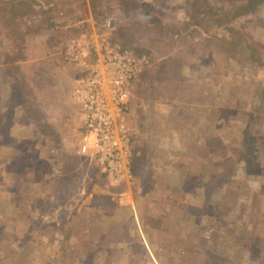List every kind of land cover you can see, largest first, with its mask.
Instances as JSON below:
<instances>
[{
	"label": "rangeland",
	"instance_id": "1",
	"mask_svg": "<svg viewBox=\"0 0 264 264\" xmlns=\"http://www.w3.org/2000/svg\"><path fill=\"white\" fill-rule=\"evenodd\" d=\"M110 1L73 0L71 5L78 3L79 13H69L67 8L59 16L70 22L79 16L82 20L72 23L74 28L52 33L37 29L46 22L43 15L36 13L38 23L30 25L34 14L29 13L26 56L18 65L22 76L21 90L16 87L19 94L4 93L9 82L0 77V264H80L82 255L75 252L79 246L74 237L78 230L94 238L102 234L107 246H117L111 256L118 263L262 264L264 248L254 250L258 259L252 250L254 230L264 231V187L258 191L264 185V94L253 95L264 72L250 59L248 44L257 56L264 55V7L227 26L225 18L216 20L209 13L201 20L209 28L206 37H213V42L216 38L224 50L231 49V63L226 66L217 63L216 45L200 41L204 31L200 37L201 32H192L185 40L181 36L168 39L169 51L173 48V55L181 51L185 56L174 66L182 68L176 73L174 68L162 71L170 53L165 55L160 45V28L149 31L146 27L150 29L153 17L178 29L190 0H148L151 13L141 8L146 0H117L116 6L109 7ZM210 1L226 8L220 0ZM120 27L130 28L119 34ZM228 27L241 29L242 35L230 40ZM94 34L149 59L132 88L128 119L136 133V149L133 175L125 182L111 181L92 160L77 152L82 115L73 90L79 70L67 61L65 51L73 39ZM213 54L217 56L211 58ZM33 56L40 57L35 64ZM4 57L0 52V59ZM213 105L216 120L208 126L205 119ZM249 115L255 116L251 122L253 151L260 156L252 154L249 161L241 162L240 168L245 169L233 171L240 175L234 176L239 177L237 182H228L208 196L206 175L237 161ZM163 132L167 142L160 140ZM130 189L147 216L128 225L122 212L108 215L105 210L111 207L102 204L103 200L113 203ZM96 190L103 192L94 194ZM205 206L201 219L195 207ZM115 219L121 223H111ZM139 231L152 236L148 242L153 253L139 249L143 244ZM91 257L83 264H94L89 263Z\"/></svg>",
	"mask_w": 264,
	"mask_h": 264
},
{
	"label": "built area",
	"instance_id": "2",
	"mask_svg": "<svg viewBox=\"0 0 264 264\" xmlns=\"http://www.w3.org/2000/svg\"><path fill=\"white\" fill-rule=\"evenodd\" d=\"M94 35L73 39L65 51L67 61L79 70L73 90L82 115L77 152L111 181L125 182L133 175L128 123L132 88L149 59L102 34Z\"/></svg>",
	"mask_w": 264,
	"mask_h": 264
},
{
	"label": "trees",
	"instance_id": "3",
	"mask_svg": "<svg viewBox=\"0 0 264 264\" xmlns=\"http://www.w3.org/2000/svg\"><path fill=\"white\" fill-rule=\"evenodd\" d=\"M73 0H69L66 2H63L64 4H71ZM160 0H154L153 2H159ZM162 1V0H161ZM48 2V1H47ZM221 3L224 4V6H226V8H219L218 6H216V4H213L212 1L210 0H205L204 3L201 2V0H193L191 2V0L188 2V6H190V9L188 10L187 13H183V22L181 24V26H177L178 29H174L172 30L171 27L172 25H168V23L162 21V23H160L159 19H153V17H151L150 22H151V26L150 29L149 27H146V29H148L149 31H153V28L151 27H159L160 28V40L159 42H161L162 44H160L162 46L163 52L165 55H169L170 56L168 58L167 61H165L164 64H162L163 70L162 71H166L169 70L170 72H172L174 66H176L179 62V58L183 57L184 55H181L182 52L179 51L178 54H174L173 55V48L172 51H169V47L171 48L172 46L169 45V43L167 42V40L171 37H177V36H181L184 40L186 38H188V36L192 35V32H201L204 31V38L202 40H200L201 42L204 41V45H206V43H209L208 45L211 46H215L216 45V52L220 57H217V63L218 65H228L231 63V60H229L233 55L230 54L231 50L230 48L228 49H223V45L221 42L216 41V38H214V42L212 41V39H210L209 37H206L207 33H209L208 31V25L207 28L204 27V22H201V20H205L206 19V15L209 13L213 18H215L216 20H222V18H225V21L223 22V24H225L224 26H227L228 23L234 21V20H238L240 17H244L246 15H248V12H252L253 10L255 11L258 8L264 7V0H220ZM44 0H0V39L1 37H3V42H0V52L1 55L3 54L5 57L1 60L0 62L3 65H7L6 68H4V72L9 73L10 77V81H15L16 82V87L17 85L20 87L21 90V80H22V76L20 73V68L18 67V65L14 64V62L16 61H21L20 59L23 57H25L26 55L24 54L25 50H24V43H25V39L24 36L29 35L30 32L29 29L31 28V26L29 24H27L26 22V17L29 13H31L30 11L32 10V6L29 7V4H32L33 6H36L38 8H36V13L38 15H43L45 17V24L42 28H37L40 31L43 32H50L53 31L55 32L56 30H58L59 28H63L64 25H67L66 23H68L67 21H59V22H53L52 18L55 17L56 18V14L60 11H62V8L58 9L57 7H53L52 3H47ZM130 3V2H129ZM131 5H133L134 7H140V5L138 3H131ZM158 5V4H157ZM151 9L152 6H149V3H145L141 6V8L147 12L148 9ZM69 13H74V11H72L71 9L68 11ZM153 12L152 10H149V13ZM54 13V14H52ZM253 13V12H252ZM54 18V19H55ZM67 18V17H66ZM84 18V17H82ZM247 18V17H246ZM73 20L71 22H69V24L72 23H76L79 22V20L81 21V16H79V18H72ZM198 21V22H197ZM222 23V22H221ZM171 26V27H170ZM197 26H201L200 29L197 28ZM123 27V26H122ZM120 27V29L122 28ZM128 28L130 27H126L124 29L119 30V34H122L124 32H126L127 30H129ZM169 30V31H168ZM230 33V36L228 38H230V40L233 39L237 36V35H242V31L239 28L236 27H228L227 29ZM168 31V32H167ZM128 32V31H127ZM52 33V32H50ZM129 34V33H128ZM203 35V32L199 33V37ZM239 39L244 40V38H242L243 36H239ZM114 41V40H113ZM232 41H229V43H231ZM245 41V40H244ZM166 42V43H163ZM233 43V42H232ZM130 44V43H129ZM233 45L235 46V44L233 43ZM249 49H250V54H251V58L253 61H256L258 64V68L261 69L264 72V55H260L257 56L256 51L254 48H252L249 44ZM215 52V53H216ZM217 55L213 54L211 58L216 57ZM7 57V58H6ZM30 57V56H27ZM26 57V58H27ZM185 57V56H184ZM6 58V60H5ZM25 58V59H26ZM35 64V63H34ZM213 66L216 64H212ZM183 67V66H182ZM178 68V66H177ZM174 68V71L177 73L178 70L181 71L180 68L178 69ZM13 76V77H12ZM7 83V81H6ZM258 84V90L257 93L255 95H253L254 98H259V96H261L262 94H264V77L258 79L257 81ZM260 94V95H259ZM182 111V110H181ZM208 111L210 112V116L207 118L206 116V125L208 126H213L214 121L216 120V118L212 115V113L214 114L215 109H214V105L212 106V108H209ZM217 111V110H216ZM183 112V111H182ZM186 114V113H185ZM219 114V112H217V115ZM214 118V120H213ZM255 119L254 115H249L248 117V122H247V126H246V135L243 136V138L241 139V144L243 147V151H238L240 154L238 155V157H236L235 163L233 164H223V166H219L217 168V170L212 171L210 173H208V175H206L205 180H206V194L212 195L214 196L216 194V192H218L219 189H223L224 186L228 185L229 183H234L237 182L238 178L236 173H234V168L235 170H239V169H245V167H241V162L244 161H249L247 160L248 157L251 158V155L253 154H259V151H253V137H255L252 134V124L251 122H253ZM199 128V127H198ZM211 128V127H210ZM263 146V145H261ZM252 155V156H253ZM262 162V161H261ZM220 164V163H219ZM248 168V163H246V170ZM235 175H237L236 177H234ZM229 182V183H228ZM227 183V184H226ZM261 189H258V191L263 190V186H261ZM175 193V192H174ZM197 200V199H195ZM198 202H200V200L198 199ZM201 203V202H200ZM195 209L197 210V215H199V217H202L201 219H203L206 215V206L205 207H198V209L195 207ZM256 232V236H255V240H254V247H253V257L257 258L254 250H257L258 248L262 247L264 248V231H259V229H255L254 230ZM253 241V238H252ZM260 244V246L257 244ZM242 243H247V242H242ZM258 259V258H257ZM256 259V261H257Z\"/></svg>",
	"mask_w": 264,
	"mask_h": 264
},
{
	"label": "crops",
	"instance_id": "4",
	"mask_svg": "<svg viewBox=\"0 0 264 264\" xmlns=\"http://www.w3.org/2000/svg\"><path fill=\"white\" fill-rule=\"evenodd\" d=\"M44 1L46 2L45 4H47L49 2L52 3L53 4L52 6L53 7H57L58 9H60V8H62V9L70 8L72 11H74V13L76 15H77V13H79V11H77L78 10L77 9L78 3L73 4V5H71V4L69 5V4H64L62 0H44ZM81 1L87 3V0H81ZM114 1H117V0H111L109 2L110 3L109 7L113 5ZM147 1L148 0H146V2ZM115 6H116V4H115ZM32 7L33 8L30 11L31 12L30 14L33 13L34 15H32L31 17L34 18V17H36V8H38V7H36V6H32ZM88 8H89V5H88ZM61 12L62 11H60V13ZM52 14H54V13H52ZM56 15H57L56 18L55 17L52 18L53 22H55V20H56V22H59V21L63 22L64 20L67 21V22L68 21L70 22V20L66 19L65 17H64V20H62V18H60V16H59L60 15L59 13H57ZM33 20H34V22H33ZM35 20H36L35 18L31 19L29 21V24L31 25V23H33L34 25H36L38 22H36ZM69 22L66 23L67 25L63 26L62 30H69L70 28H74L75 27L74 25L69 24ZM50 32H53V31H50ZM69 44H70V42H68V44L66 45V48L68 47ZM39 59H40V57H38V56L34 57L33 56L31 60H33V63H35V61L37 62V61H39ZM14 64L20 65L21 61L18 60L16 62H14ZM0 67L2 68V70L5 68L4 65L1 62H0ZM2 70H0V77L7 78L8 82L10 83V84L7 83V88L8 89H6L7 92H4V93H7V94L11 93L13 95L12 91H15L16 94H19V92H18L19 90L16 88V82L15 81H10L9 79H10L11 76L9 75V73H6V72H4V70L3 71ZM15 93H14V95H15ZM128 123H129V119H128ZM164 132H165V129H164ZM164 132L160 135V140L163 141V142L164 141L167 142L169 139L166 138V135H164ZM135 134L136 133H134V131L132 130V146L134 147V149H136V146L134 145L135 144V139H136V135ZM160 162L164 163V160L160 161ZM172 185L176 186L175 183H172ZM204 187H205V185L204 186L202 185L201 189L204 188ZM97 190L95 191L96 193H94V194H98V192H103V191H97ZM196 190H198V189H196ZM128 193L127 192L124 193V197H121L119 195L116 196L115 199H113V203H110V202L107 203L106 202V204H105V201L103 200L102 206L105 205L104 207H111V209H113L112 212H111V209H109V211L105 210L106 213L108 212V215H112V214L116 215V214H120L122 212V219L124 220V223H126L128 221L129 223L127 222V224L130 225V222L133 221V220H135L137 222H140L141 220H144V218H146V216H147L146 215L147 212H146V210H144L142 208L141 204L138 203L139 200H137L136 197L134 196L133 190L130 189L128 191ZM100 194H102V193H100ZM105 194H107V193H105ZM105 194L103 193L102 195H105ZM92 196H90L89 201H91V199H93ZM84 203L85 202H83L82 204H84ZM146 203L150 204L149 198L146 201ZM91 208H92L91 206H88L87 210H91ZM140 209H141V211H140ZM93 212H95V211H92L91 213H93ZM82 216H84V218H85V215H82ZM113 222H118L120 224L121 223V219L120 220L119 219H115L111 223H113ZM92 228L94 229V225H93ZM106 232H110V230H107ZM110 233L114 236V232L113 231H111ZM139 233H140V237H141L140 239L143 240V244L140 242L142 246L139 249H141L142 252L153 253L154 252V250H153L154 247L150 246L149 242H148V239H150V241H152L151 240L152 236L149 234V232L144 233V231H141V232L139 231ZM101 235L102 234H100L99 237L94 238V236H92L91 234H86V231H84V232L81 231V230L77 231V233H76V235L74 237H75L79 247L77 248L78 251H75V252L80 254V255H82V257L78 255L79 256L78 257L79 258L78 261L81 262L80 264H83L84 259H87L90 256H92V257L89 259L90 260L89 263L92 262L94 264H135L133 261L130 262V263H126V262H119L118 263V262H116V260L113 258V256H111L112 255L111 252L114 253L113 249H115L117 246L114 247V248L110 247L109 245L107 246V243L105 244V239H104L105 237H102ZM106 236H107V234H106ZM118 248H119V246H118ZM85 256H87V257L85 258ZM130 259L132 260V257ZM148 261H149V259H148ZM153 263L154 262L151 263V261H150L147 264H153ZM137 264H144V263H137ZM154 264H161V263L158 262L157 260H155ZM262 264H264V258H263Z\"/></svg>",
	"mask_w": 264,
	"mask_h": 264
}]
</instances>
